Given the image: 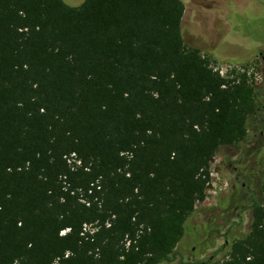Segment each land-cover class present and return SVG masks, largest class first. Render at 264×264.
Returning a JSON list of instances; mask_svg holds the SVG:
<instances>
[{"label": "trees", "instance_id": "trees-1", "mask_svg": "<svg viewBox=\"0 0 264 264\" xmlns=\"http://www.w3.org/2000/svg\"><path fill=\"white\" fill-rule=\"evenodd\" d=\"M65 2L0 0V264H166L261 105L187 45L181 0ZM249 210L215 264H264Z\"/></svg>", "mask_w": 264, "mask_h": 264}, {"label": "rangeland", "instance_id": "rangeland-1", "mask_svg": "<svg viewBox=\"0 0 264 264\" xmlns=\"http://www.w3.org/2000/svg\"><path fill=\"white\" fill-rule=\"evenodd\" d=\"M181 1L187 45L199 48L213 66H252L261 78L253 88L260 110L248 117L245 140L220 148L211 159L205 198L196 203L172 261L166 263L215 264L226 259L232 243L249 232L251 197H264V0ZM194 12L203 18L197 27L190 23Z\"/></svg>", "mask_w": 264, "mask_h": 264}, {"label": "built area", "instance_id": "built-area-1", "mask_svg": "<svg viewBox=\"0 0 264 264\" xmlns=\"http://www.w3.org/2000/svg\"><path fill=\"white\" fill-rule=\"evenodd\" d=\"M211 66L213 70L226 81L238 83L243 79L244 84L251 88H254L261 82L260 76L252 66L245 67L244 65L230 63L219 64L217 66L211 64Z\"/></svg>", "mask_w": 264, "mask_h": 264}, {"label": "flooded vegetation", "instance_id": "flooded-vegetation-1", "mask_svg": "<svg viewBox=\"0 0 264 264\" xmlns=\"http://www.w3.org/2000/svg\"><path fill=\"white\" fill-rule=\"evenodd\" d=\"M200 22H203V18L200 17V15H197L195 12L191 15V21L190 23L194 26L197 27L200 25Z\"/></svg>", "mask_w": 264, "mask_h": 264}]
</instances>
